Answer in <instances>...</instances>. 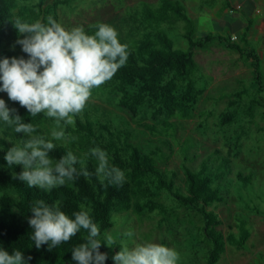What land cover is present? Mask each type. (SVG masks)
<instances>
[{
    "label": "trees",
    "instance_id": "16d2710c",
    "mask_svg": "<svg viewBox=\"0 0 264 264\" xmlns=\"http://www.w3.org/2000/svg\"><path fill=\"white\" fill-rule=\"evenodd\" d=\"M76 1L0 0V58H27L21 46L15 43L18 38L15 19L47 23L51 15L60 22L61 6L73 9ZM231 7L226 3L220 13ZM179 22L181 36L186 41L184 48L177 47L169 34ZM96 23L84 26L85 30L92 34ZM104 23L115 27L120 42L128 44L130 54L114 77L93 88L91 93L101 92L108 99L115 98L118 108L130 112V121L121 116L124 121L117 123L109 118L106 110L87 102L74 124L63 126L65 139L55 141L57 147L49 155L59 160L71 151L78 160H85L90 175L81 174L51 191L30 188L18 176L14 178L15 173L22 171V165L9 167L4 156L25 134L15 133L12 127L0 121V247L10 253L22 251L28 264H77L71 250L84 242L87 235L84 230L51 250L47 244L37 249L31 239L28 217L32 215L34 202L43 200L51 205L58 201L61 210L69 216L80 210L81 204L90 209V216L101 229V239L116 223L115 215L124 213L135 216L138 222L154 220L156 229L164 228L169 233L180 228L186 239L195 233L194 246L207 250L205 264H217L227 244L239 249L249 238L246 220L235 223L240 230L237 238L228 232L232 228L230 223H225L228 231L224 228L222 231L223 219L208 208L215 202H223V194H229V185L252 177L241 170L232 172L234 159L242 153L244 141L249 137L256 111L264 108L258 54L246 45L247 32L229 38L218 35V42L223 41L224 47L234 51L238 61L250 68L254 93L238 85L231 93L217 98L216 104L224 101L217 113L211 109L199 110V103L209 99L204 93L211 78L201 72L194 54L196 49L210 44L215 36L196 35L195 20L182 0H140L116 19ZM2 99L9 108L16 109L14 114L20 115L23 122H31L36 127L35 135L51 139L55 127L53 118L43 113L31 117L18 102L8 96ZM212 116L215 118L213 130L220 134L222 145L201 154V142L191 135H179V125L181 121L199 118L197 127L206 135L207 121ZM138 132L156 141L148 138L140 142ZM93 147L106 151L110 165L123 170L122 184L100 181L96 174L97 161L90 155ZM76 167L79 171L80 165ZM115 240L114 247L103 243L100 246V251L107 253L104 264H115L112 257L124 243Z\"/></svg>",
    "mask_w": 264,
    "mask_h": 264
},
{
    "label": "clouds",
    "instance_id": "9594fccd",
    "mask_svg": "<svg viewBox=\"0 0 264 264\" xmlns=\"http://www.w3.org/2000/svg\"><path fill=\"white\" fill-rule=\"evenodd\" d=\"M13 24L18 30L15 43L27 58H0V92H6L11 101L25 107L31 117L43 113L53 118L55 127L51 139L35 135L36 127L23 122L20 115L14 114L16 109L9 108L0 98V121L15 133L25 134L20 143H13L7 149L4 159L9 167L22 165V171L15 173L14 178L18 176L30 188L51 191L81 174L90 175L85 160H78L73 152L64 153L59 160L49 153L57 147L55 141L65 139L63 126L74 124L75 117L90 100L91 90L111 80L126 64L129 46L120 42L114 26L104 22H97L92 34L83 25L65 27L51 15L47 23L40 20L29 23L17 18ZM90 155L97 161L96 174L102 183L124 182L123 170L110 165L106 151L93 147ZM30 212L31 239L37 249L47 244L51 250L70 241L81 230L87 233L84 242L71 250L77 264H104L107 253L100 251L101 244L111 248L117 243L108 233L101 239L100 227L83 204L69 216L61 210L58 201L50 205L37 200ZM123 235L127 242L112 257L115 264H180L181 256L175 248L156 241H137L132 230ZM0 264H28V260L20 250L10 253L0 247Z\"/></svg>",
    "mask_w": 264,
    "mask_h": 264
},
{
    "label": "rangeland",
    "instance_id": "374dc122",
    "mask_svg": "<svg viewBox=\"0 0 264 264\" xmlns=\"http://www.w3.org/2000/svg\"><path fill=\"white\" fill-rule=\"evenodd\" d=\"M138 1L140 0H77L73 9L61 6L60 23L70 28L76 25L86 26L99 21L114 20L122 15L128 6ZM147 1L154 2L156 0ZM182 1L188 14L195 20L196 35L203 36L205 33H210L215 36L210 44L196 49L194 59L198 62L201 72L211 78L210 86L204 93L209 96V99H203L199 103L198 109H211L217 113L224 106V101H219L216 104L217 98L231 93L238 85L246 86V89L254 93L251 70L238 61V55L234 51L224 47L223 41L219 43L216 38L218 35L229 38L232 37V33H236L232 25H225L222 20L220 8L224 0ZM181 30L182 24L179 22L174 31L169 34L177 47L184 48L186 41L181 36ZM237 37L233 40L236 41ZM246 45L253 48L258 54L257 68L264 84V47L260 46L261 42L254 41ZM5 96H8L6 92H0V98ZM115 101V98L108 99L105 94L97 92L91 93L88 103L93 107L106 110L109 118H114L117 123L124 121L121 116L130 121V112L118 108ZM256 113L249 137L244 141L242 153L237 159H234L232 172L234 174L241 170L244 173H250L252 177H248L246 181L239 180L229 185V194H223V202H215L208 208L214 210L223 219L222 231L223 228L228 231L225 223H230L232 228L228 232L233 233L237 238L240 230L239 227H235V223L246 220L249 238L246 244L239 249L235 245L227 244L217 264H264V236L255 223V221L264 222V108L257 110ZM200 121L199 118L181 121L178 134L181 136L191 135L199 140L202 144L200 153L204 154L214 147H220L222 138L219 133L215 134L213 130L214 116L209 117L207 121L206 135H202L197 127ZM148 138L156 141V138L144 136L142 132H138V141L146 142ZM196 164L197 161L194 166ZM115 221L113 227L107 231L113 239H120L125 243L127 238L123 234L132 230L133 239L137 241H156L175 248L181 256L180 264H205L204 258L207 250L194 246L196 238L194 242L192 240L195 233L194 235L190 234L189 241L180 228L169 233L164 228L156 229L154 220L138 222L135 216L128 213L116 214Z\"/></svg>",
    "mask_w": 264,
    "mask_h": 264
},
{
    "label": "crops",
    "instance_id": "0c3cea01",
    "mask_svg": "<svg viewBox=\"0 0 264 264\" xmlns=\"http://www.w3.org/2000/svg\"><path fill=\"white\" fill-rule=\"evenodd\" d=\"M230 4L232 9L221 13L225 25L233 26L236 33L232 35L244 34L247 32L246 44L251 42H261L264 47V0H224L221 6ZM259 15V16H258ZM257 18V19H256ZM222 22V23H223ZM249 27V31H247ZM240 37H238V40ZM259 46V47H260ZM264 236V222H256Z\"/></svg>",
    "mask_w": 264,
    "mask_h": 264
},
{
    "label": "built area",
    "instance_id": "2783aa9c",
    "mask_svg": "<svg viewBox=\"0 0 264 264\" xmlns=\"http://www.w3.org/2000/svg\"><path fill=\"white\" fill-rule=\"evenodd\" d=\"M233 39H235V37H233Z\"/></svg>",
    "mask_w": 264,
    "mask_h": 264
}]
</instances>
